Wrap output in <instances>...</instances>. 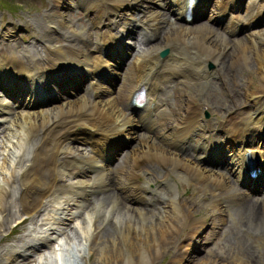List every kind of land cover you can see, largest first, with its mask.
<instances>
[{
    "label": "bare ground",
    "instance_id": "obj_1",
    "mask_svg": "<svg viewBox=\"0 0 264 264\" xmlns=\"http://www.w3.org/2000/svg\"><path fill=\"white\" fill-rule=\"evenodd\" d=\"M139 2L145 5L136 8ZM217 3L221 1L214 0L212 5L215 6ZM227 3H230L231 7H236L237 15L241 13L249 19L252 18L254 11H264V0L222 2ZM166 4L169 6L168 9L172 4L175 5L177 8L172 9L177 10L179 14L184 9L181 0H53L45 6L49 8L43 15L44 21L48 24V31L45 33L46 37H42V42L36 44L41 51L38 55L37 50L34 52L32 49H23V53L17 54L13 45L8 44L10 42L7 41L14 40L13 33L17 31L13 22H7L3 28L0 27V90L18 98L30 96L29 100L16 102L18 107H9L0 100V121L3 119L7 123L5 128H8L7 132H10L8 134L16 139L15 145L22 146L27 138L33 139L29 156L25 159L27 162L21 167L19 164L15 165L19 167L17 171L15 169L3 171L0 181V226L7 223L10 218L14 222L28 218L29 224L32 225L30 229L32 233L43 229L44 225L45 228H57L52 236L58 240L63 238L65 242H69L73 237L78 238L77 230L80 229L83 233L82 228L85 227L88 234V249L97 245L98 253L102 251L103 258L110 264H150L153 256L168 248H172L168 264L222 262L224 260L222 254H217L216 251H208L210 253L202 257L188 255V258L186 251L191 247L189 242L185 243L183 239L179 244L176 243L174 233L181 224L189 223L192 216L186 214L188 205L184 206L185 202H180L178 198L175 202L174 196L168 197L171 211L167 210L164 205H160L164 200L159 199V194L163 188L172 190L175 183L170 177L177 176L178 179L184 177L190 185L188 188L194 190L199 198L200 195H205V205L220 212L218 219L221 221L225 219L220 226L224 227V230H228L234 236L238 235L242 226L239 217H244L245 212L250 219L243 231L249 238L247 240L258 246L259 240L261 242L264 240V228L259 229V225L264 226L262 222L264 195L255 199L247 195L246 200H242L227 175L217 171L215 167L196 163L192 156L182 155L174 148L175 144L179 145L185 139L193 150H209L210 138H218L220 142L225 143L223 155L229 154L230 150L236 149L237 152L241 148L243 150L247 145L251 148V144L257 149L262 147L258 144L264 140V20L261 27L250 28L245 38L237 39L238 48L235 56L239 57L231 64L239 68L241 62L249 67L256 77V84L251 88L233 77L232 82L238 81L243 88L242 103L238 105L233 103L234 105L216 109L214 107L216 104H211L213 98H209L207 89L203 93L204 87L199 79L212 74L211 72L216 69L215 64L219 65L225 61L219 57L227 45V34L211 18V12H208L209 15L204 19L205 25L200 23L199 32L187 30L186 25L173 27L170 25V18L166 14L164 16V12L161 11V8H166ZM74 6L80 11L73 9ZM134 8H136L134 14L132 11L127 12L128 9ZM73 11H77L76 14L73 15ZM173 13L175 15V12ZM81 16L83 24L79 22ZM65 19L67 31L64 43L53 46L51 37H54L56 25L63 24ZM228 23H230L228 19L223 22L225 31ZM117 24H123L120 28L123 26L126 28L125 35L134 38L135 32L141 28L143 32L140 34L144 37L133 38L131 46L124 42L118 44V34L109 29ZM151 36L153 37L150 39ZM134 46L140 48L131 55ZM123 47L128 52L125 58L120 54ZM162 47L166 48L167 53L159 58L156 51ZM106 48L107 51L104 53L103 50ZM107 56H110L112 61L115 58V63L111 64V59ZM56 66L64 70L62 73L56 72L53 76L52 71L56 70ZM108 67L113 68L115 73L111 87L99 86L98 82L95 85H87L90 79H95L96 71H102L103 68L108 70ZM35 69L37 70L31 73ZM65 76L68 78L72 76L75 81L69 84L68 78H63ZM60 78H63L60 81L67 84V88H71L68 90L74 93L72 98L59 101L55 99L54 94L60 93L59 89H54L47 83L59 85L60 81L57 79ZM142 80L148 86V101L155 102L157 115L154 118L149 116L148 105L139 115L126 111L122 106L133 85ZM184 82L191 83L192 90L188 95L189 101L178 108L180 99L177 101L174 92L177 89L176 85H182ZM86 85L87 93L75 90ZM49 87L47 94L51 95L52 100L45 105L34 102L36 97L34 90L39 95H44L42 92ZM53 101L57 102L50 104ZM177 109H180L179 113L176 112ZM203 110L209 115L214 110L220 112V116H215L214 119H222L229 126L225 125L220 128L221 130L214 131L209 128L212 120L205 119L194 128L192 117L202 114ZM196 111L199 112L194 114ZM175 112L177 116L173 114ZM137 119L148 124H142L141 127L137 125ZM152 125L154 130L150 131ZM230 128H234L235 131L230 133L233 135L231 137L228 136ZM6 129L1 132L5 133ZM241 129H244V132L241 133ZM82 134L87 139V146L65 143L66 139H77ZM120 135L126 136L124 143L126 141L127 143L124 146L128 148L120 156L115 155V161H110L112 165L103 163L102 155L105 153L106 144ZM119 151L121 149L117 152ZM106 157L109 158L110 155L107 154ZM21 158L23 159V153L19 154L18 161ZM224 168L228 172L232 171L229 166ZM88 170L94 174L84 178ZM150 182H161L159 189L154 193V203L160 208V215L152 207L138 206L131 201L132 195L143 196L145 190L150 188L151 184H148ZM99 189L103 195L90 199L88 193ZM60 192L63 193L60 194L61 198L52 201L53 211L59 209L58 211L65 215L74 211L79 213L81 206L87 208L80 217H76L79 222L75 227L70 225L72 223L70 220L65 222L64 226L55 227L43 212L33 217V213L36 214L45 197L52 199ZM8 198L17 202L15 214L11 208L16 202ZM140 199L143 198L141 196L137 198ZM232 203L235 204L230 207ZM123 205L125 210L122 208ZM182 209H186V213L181 214ZM163 211L166 212L162 213ZM153 213L156 214L154 221ZM200 221H204L203 216L200 217ZM201 222L198 225L190 224L191 230L186 234V238L192 235ZM108 224L110 227H107ZM112 231L115 235H112ZM24 234L28 236V233H23V237ZM22 235H18L13 244L2 247L10 248L6 256L7 261L4 260L5 264H15L14 261L21 256L15 249V244L25 246L28 243L24 239L20 241ZM64 241L60 243L63 244ZM38 243L44 245L42 239L38 238L26 248L35 247ZM118 243L123 247H118ZM236 243L235 256L230 260V264H254L259 258L263 259L260 253L261 256L256 259L257 254L249 251L251 244L247 245L245 240L243 244L239 241ZM108 245L110 247L103 251L102 246ZM243 256L247 262L241 261ZM29 257L30 255L22 256L19 262L24 263Z\"/></svg>",
    "mask_w": 264,
    "mask_h": 264
},
{
    "label": "rangeland",
    "instance_id": "obj_2",
    "mask_svg": "<svg viewBox=\"0 0 264 264\" xmlns=\"http://www.w3.org/2000/svg\"><path fill=\"white\" fill-rule=\"evenodd\" d=\"M52 1L53 0H0V27L3 28L7 22H13L14 25L16 26L17 31L14 34L15 35L14 40L13 41L9 40L7 42H10V43H8L9 45H13L17 54L23 53L24 52L23 49H32L34 52L37 50L36 55L39 54L40 49L38 46L36 47V44L41 42V40H43V38L46 37L45 33H47V31H48L47 30L48 24L44 21L45 18L43 15L45 14V12L47 10H49V8H47V7L45 8V6L49 5V3H52ZM67 11L68 10L66 9V12ZM76 12L77 11H73L72 12L73 15L76 14ZM203 19L204 18H201L198 20V22L187 25L186 26L187 30L193 31V32H199L200 31L199 27H201L200 25L201 24L205 25V20L203 21ZM79 22L82 24L84 23L82 16L79 19ZM202 22H204V23H202ZM166 24L168 25V22H166ZM171 24L173 27L175 26L177 28V27L181 26L183 23H181L180 21H177L175 18L174 19L172 18V19H170V25ZM247 30L248 29H243L238 35H235V36L228 37V35H227V45L222 50V53L220 54L221 56L219 57V58L225 59V61L220 62L219 65L215 64L216 69L211 72L213 75L212 74L206 75L207 76L206 78L202 77L201 79H199V82L202 83V85H203L202 87H204V89L202 88L203 93L207 89V93L209 95V98H211V97L213 98V103H211V104L215 103L216 106L214 105V107L216 109L217 108L222 109L226 105L231 106L234 104L238 105V104L242 103L241 100L243 99V93H244L243 88H242L241 84L238 83V81L236 83L232 82L233 77L237 78V80L240 79V81L243 84L245 83L246 85H248L251 88H252V86H254L256 84V77L253 74V71L249 67L247 68L241 62H239L238 67L241 66L239 68L233 67L231 65L233 63L232 61L235 58L239 57V56H235V53L237 51L236 49L238 48V45L236 44L237 39L245 38L246 34H247L246 33ZM66 31H67L66 25L64 28L60 27L59 29L57 28L55 30V36H57L58 38L56 39V38L52 37L53 40L51 41V43L53 46L63 44L64 38H63L62 34L66 33ZM127 40H129L128 37H127ZM130 41L131 42L133 41V37L131 38ZM35 47L37 49H35ZM226 56L228 57V59ZM223 64H224V66H223ZM232 69H234L235 71H232ZM204 78H205V80H203ZM210 79H211V81H210ZM188 85H189V87H188ZM176 88L177 89L175 90L174 95L176 96L177 101L180 99L178 101V108H180V107H183L182 106L183 103L185 104L186 101H189L188 95L191 94L190 91L192 90V84L188 83V82H184L182 85H180V84L176 85ZM212 89H213V91H212ZM53 102H55V101H53ZM53 108H51V110ZM179 111H180V109L176 110L177 113H179ZM176 112L173 113L175 116H177ZM4 129H6V128H4ZM4 129H3V124L0 125V130H4ZM8 130L9 129L7 128L5 133L0 132V181H1V178L3 175V171L5 172L7 170L10 171V170H14V169L17 171L19 167L23 166L22 164H25L27 162L25 159H27L29 156L28 152H29L31 144L33 142L32 138L30 140H28V138L27 139L24 138L26 140L23 141L24 143L22 144V146L15 145L16 139L12 138V136L8 134V133H10V132H7ZM138 130H140V128ZM142 131L143 130H141V132ZM69 143L76 144L75 141H69ZM15 147H17V148H15ZM122 148L124 149V148H128V147L123 146ZM20 153H23V159L21 158L18 161V156ZM12 160H14V161H12ZM15 165H18L19 167L15 166ZM156 169H159V168H156ZM64 175H66V174H64ZM87 176L88 175H85L84 177L87 178ZM176 177L175 176L170 177V180L175 183L174 184L175 186H173L175 188L172 187L171 188L172 190L167 189V188L166 189L163 188L161 190V193L159 194L160 195L159 199L164 200V201H162L160 203V205L162 204V205H164V207L167 210H170V200L168 199V197H170V195L173 194V196L175 198V199L173 198L174 201L177 200V198H178L180 200V202L181 201H182V203L185 202L184 206L188 205L187 206L188 210L186 211V209H182L181 214H184L187 212L186 214L189 213L188 215L189 216L191 215L192 217H198L200 214H203L205 216H206V214L213 215L214 210L209 209L208 205L207 206L202 205L203 201L197 196V194H195L196 192L194 190L188 188V186L190 187V185L186 182V180L182 177L180 179H178V177L177 178ZM173 178H174V180H173ZM63 180L64 181L66 180L65 176L63 177ZM150 183H152V182H150ZM159 187L160 186H157L156 182L155 183L153 182L151 193L154 192L155 189L156 190L159 189ZM104 190L106 191V189H104ZM198 193H200V192L198 191ZM60 194H63V193H61V192L58 193L56 196L57 199H58V197L61 198ZM88 194H89V198L91 197L90 199H93L95 196H102L103 195V194H97L96 191H93V192L88 193ZM13 195H15V194H13ZM8 199L10 200L11 198H8ZM10 201H13L14 203L16 202L15 199H12ZM16 207H17V202L15 203L14 207L12 206V208H11V211L13 213L16 211ZM50 207H51L50 201L45 199L41 203V205L38 207L39 209H37L36 214L33 213V217L36 216L39 212H43L45 214L44 216L46 217L48 215L47 211L50 210L49 209ZM122 208H123V210L126 209L124 207V205ZM58 210L50 211L51 215H53L54 217H57V219H55V221L53 223V224H55V227H56V225H58V226L66 225L65 222H67L68 220H70L72 222L70 225L71 226L74 225V227L79 222L78 219H76V216H71V213H67L64 215L61 212H59ZM121 210L122 209H119V211H121ZM154 211L158 212L160 215V208L159 207H157ZM190 211H192V212H190ZM205 211H209V213H206ZM165 212L166 211H163L162 213H165ZM118 213L121 214V212H118ZM82 214H83L82 212L79 213L77 217H80ZM14 216H16V215H14ZM62 217L68 218V219L66 220V219H63ZM155 217H156V214L153 213V216H152L153 221L155 220ZM261 217H263V216L261 215ZM214 218L217 219V216H214ZM246 219H247V217H245V216L239 217V221L242 223V226L240 227L239 234L235 235V236L231 232L226 231L224 233V231H225L224 227H220L222 224L218 225L217 228L215 229V227L212 225V223H208V222L203 223L202 225L199 226V228H197L195 230V232L193 233V235L190 239H185V240L191 241V243H192L191 248L193 249L192 252H189L187 254V256L189 255V256L193 257V256L197 255L198 257H202L207 253V251H210V252L216 251V252H218L217 254H222L223 256L221 255V257L224 258V260L222 262H218L216 264H230V262H231L230 260H232L235 256L234 249L237 246L236 242L239 241L243 244V242L245 240L247 245L251 244V249H249V251H251L252 254H259V253L262 254V256L261 255L255 256L256 259H258L260 256L263 257V259L261 260L259 258L258 261H256V263H254V264H262V263L264 264V262H263V260H264V254H263V252H264V240L262 242H261V240H259V242H260L259 246L256 244H253L249 240H247L249 238H247L246 233H244L243 231H244L245 226L247 225V222H249L248 220H250V219H247V222H246ZM262 222H264V220ZM28 223H29L28 219H25L24 221H20L18 223V222L12 221L10 218L9 221H7V223L0 226V264H5L4 260H5V262L7 261L6 256L8 255V250H10V248L4 249L2 247L3 246L7 247L8 245L13 244L14 243L13 241L18 237V235H22L23 233L28 232L32 227V225L28 224ZM107 227H110L109 224L107 225ZM184 227H185V224L180 225V227L177 229V231L173 235L174 239H176V243H178V244L185 238V236L182 235V231L185 229ZM242 227H243V229H242ZM82 229H83V233L80 229L77 230L78 238L73 237L72 239H70L69 242H65L64 239L61 238L60 240L57 239L58 241L56 240L57 243L55 241H50L48 239L49 245L41 246L40 248L35 250V252L31 253L28 261H26L24 263H20L18 261V259H16L14 261V263L15 264H110L109 261H106L103 258L104 253L102 251L98 253L99 249L97 248V245L96 246L94 245L90 249H88V247H87L88 246V244H87L88 243V241H87V237H88L87 235L88 234L85 232V227ZM67 230H68V228H67ZM212 231H215V232H214L213 236H210ZM220 231H221V233H220ZM201 232L207 237L210 236L209 238H212L211 242H208L209 238H206L204 240L202 239L201 244L199 242H197L199 239V233H201ZM111 233H112V235H115L114 231H112ZM83 234H84V236H83ZM61 235H58V236L60 237ZM23 239H24V237L22 235L20 241H23ZM193 240H194V242H192ZM61 241H64L63 244L60 243ZM115 241H117V239H115ZM182 244H184V243H182ZM110 245H108L107 247L102 246V250L104 251L106 248H109ZM118 245H117L118 247H121V248L123 247L120 243H118ZM52 246H53V248H52ZM98 246H99V242H98ZM203 247H207V248H203ZM15 249L18 251V249H21V248H19V246L15 244ZM171 249L172 248H168V249H165V251L163 250V251L157 253L155 256H153V259H152L150 264H168V260L170 259V256H171ZM210 252H208V253H210ZM194 258H196V257H194ZM98 259L100 262L98 261ZM241 259H242L241 261H243L244 259L247 260L246 257H244V256ZM245 260L243 261V263L247 262ZM136 261L137 260H135V263H136ZM182 262L184 263L183 260H182ZM137 264H142V263H137Z\"/></svg>",
    "mask_w": 264,
    "mask_h": 264
},
{
    "label": "water",
    "instance_id": "obj_3",
    "mask_svg": "<svg viewBox=\"0 0 264 264\" xmlns=\"http://www.w3.org/2000/svg\"><path fill=\"white\" fill-rule=\"evenodd\" d=\"M164 53H165V50L160 52L161 55H163Z\"/></svg>",
    "mask_w": 264,
    "mask_h": 264
}]
</instances>
